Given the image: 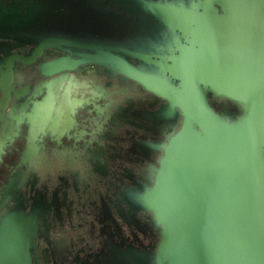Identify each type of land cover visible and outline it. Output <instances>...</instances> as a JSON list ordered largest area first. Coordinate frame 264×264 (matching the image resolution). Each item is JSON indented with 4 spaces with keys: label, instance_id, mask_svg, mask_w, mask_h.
I'll return each mask as SVG.
<instances>
[{
    "label": "water",
    "instance_id": "1",
    "mask_svg": "<svg viewBox=\"0 0 264 264\" xmlns=\"http://www.w3.org/2000/svg\"><path fill=\"white\" fill-rule=\"evenodd\" d=\"M12 1L0 13L3 94H22L19 64L40 59L45 78L99 67L154 96L152 122L171 128L149 185L128 199L158 240L109 264H264V0ZM211 99L235 108L215 112ZM20 112L14 130L30 133ZM36 234L32 214L2 215L0 264L36 262Z\"/></svg>",
    "mask_w": 264,
    "mask_h": 264
},
{
    "label": "flooded vegetation",
    "instance_id": "2",
    "mask_svg": "<svg viewBox=\"0 0 264 264\" xmlns=\"http://www.w3.org/2000/svg\"><path fill=\"white\" fill-rule=\"evenodd\" d=\"M12 3L0 0V13ZM72 24L74 29L77 22ZM31 47L14 53L23 56ZM40 63L19 64L11 88L22 94L0 90V217L11 211L36 217L32 264H109L114 257L149 250L158 240L151 215L135 212L128 199L149 185L162 157L160 145L171 135L170 127L152 122L161 103L134 81L108 77L99 67L45 78ZM53 79L88 87L75 95L85 103L75 111L73 124L61 133L43 129L35 136L22 125L16 134L13 117L42 101ZM210 104L215 112L235 108L226 100ZM13 133L18 136L4 140Z\"/></svg>",
    "mask_w": 264,
    "mask_h": 264
},
{
    "label": "rangeland",
    "instance_id": "3",
    "mask_svg": "<svg viewBox=\"0 0 264 264\" xmlns=\"http://www.w3.org/2000/svg\"><path fill=\"white\" fill-rule=\"evenodd\" d=\"M87 88L85 82L75 80L65 82L63 79H53L49 82L46 88V97L42 101L36 102L33 110L28 114L30 135L35 136L37 131L42 130L47 124H51V128L60 133L68 129L74 122L75 111L85 103L82 99H77L75 95L85 94ZM91 92L95 94L94 91ZM22 125L25 123L20 124L16 134L22 130ZM17 136L15 135L11 139ZM5 137L6 141H11L10 136Z\"/></svg>",
    "mask_w": 264,
    "mask_h": 264
},
{
    "label": "bare ground",
    "instance_id": "4",
    "mask_svg": "<svg viewBox=\"0 0 264 264\" xmlns=\"http://www.w3.org/2000/svg\"><path fill=\"white\" fill-rule=\"evenodd\" d=\"M139 114V113H138ZM142 117V116H141ZM21 209V208H20ZM43 210V209H42ZM44 211V210H43ZM47 212V211H46ZM44 218V217H43ZM46 219V218H45Z\"/></svg>",
    "mask_w": 264,
    "mask_h": 264
}]
</instances>
